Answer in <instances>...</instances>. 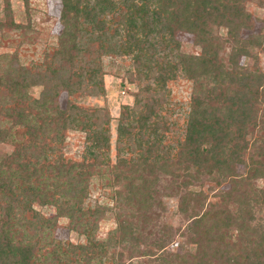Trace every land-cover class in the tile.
Listing matches in <instances>:
<instances>
[{
	"label": "trees",
	"instance_id": "1",
	"mask_svg": "<svg viewBox=\"0 0 264 264\" xmlns=\"http://www.w3.org/2000/svg\"><path fill=\"white\" fill-rule=\"evenodd\" d=\"M59 1L62 29L50 62L25 67L13 55L0 54V144L13 145L12 152L0 156V264H98L92 249L102 252L110 239L93 241L100 212L83 207L90 182L107 181L108 175H113L109 186L123 180L128 199L135 198L142 210L152 180L141 174L167 172L170 166L189 180L215 173L229 183L216 205L221 209L192 223L193 234L206 239L215 234L213 242L196 238L195 250L184 264H264V219L254 214L256 208L264 209V189L251 185L264 178L263 149L253 148L247 162L242 161L249 129L258 125L264 131V121L258 118V107L264 105V73L255 54L264 51V18L263 31L242 39L240 30L251 29L244 0ZM4 4L8 14L6 0ZM1 22L0 30L5 27ZM7 25L16 28L11 21ZM104 25L114 27L110 34ZM220 28L226 31L223 44H231L226 64L218 57L223 44L213 34ZM177 32L194 37L198 55L178 53ZM161 51L169 53L158 56ZM83 55L89 59L83 67L77 63L75 73L73 65ZM104 56H130L137 81L150 76L164 85L176 71L192 81L183 138L175 150L162 147L168 128L154 114L156 105L140 104L136 96L133 108L119 112L115 129L117 154L119 144L126 143L134 156L118 158L116 164L124 171L109 169L108 113L81 108L72 100L82 91L88 96L103 94ZM239 58L253 59L252 69L240 67ZM35 88L36 98L31 94ZM61 92L67 102L59 110ZM66 130L83 133L87 142L77 163L58 155ZM238 165L245 168L244 175L235 171ZM33 204L52 207L54 217L45 219L32 210ZM228 205L235 207V216L228 213ZM58 218L68 221L71 232L86 237V246L61 247L54 238ZM203 220L209 224L201 230L197 225ZM224 229L227 233L222 234Z\"/></svg>",
	"mask_w": 264,
	"mask_h": 264
},
{
	"label": "rangeland",
	"instance_id": "2",
	"mask_svg": "<svg viewBox=\"0 0 264 264\" xmlns=\"http://www.w3.org/2000/svg\"><path fill=\"white\" fill-rule=\"evenodd\" d=\"M6 1L9 7L8 14L4 13L5 0H0V21L5 26L0 30V54L13 55L17 63L25 67L42 64L45 60L50 62L51 55L57 48V37L62 29L59 19L60 1ZM242 5L244 11L250 15L251 23V29L240 30L239 37L244 39L248 35H256L259 31H263L261 19L264 18V0H244ZM10 21L16 25L15 29L7 27L10 26L7 25ZM113 28L108 25L103 26L107 34H110ZM225 33L222 28L213 29L214 36L218 37L222 44ZM193 41L192 35L175 33L174 42L178 45L180 54L198 55L199 48ZM230 46L229 42H225L218 51L219 60L224 64L227 63ZM168 53L161 51L158 56ZM255 54L258 68L264 73V51H257ZM85 55L73 65L75 73H78L77 63L83 67L89 59V56ZM238 62L240 67L252 69L253 59L239 58ZM100 63L103 94L88 96L82 91V94L78 93L72 100L81 108H100L108 113L109 151L106 165L109 169L117 168V172L124 171L125 167L116 164L118 158L126 161L134 156L131 145L127 147L126 143L119 144L120 153L117 154L115 129L119 112L124 107L133 108L136 96L140 104L146 102L149 106L156 105L154 114L162 119L168 128L167 133L164 134L162 147L171 152L175 150L177 142L183 138L190 98L193 95L192 81L178 71L175 72L174 79L165 81L164 85H157L150 76L137 81L136 64L130 56H104L100 58ZM38 93V88L31 91L35 98ZM66 102L67 95L61 92L57 99L58 109L62 110ZM138 109L140 110V107ZM258 118L264 121V105L258 107ZM63 136L59 157L63 161L79 162L87 146L83 133L66 130ZM246 141L248 147L243 152V162H247L253 148L261 147L264 151V131L258 128V125L250 128ZM12 150L13 145L0 144V156L7 155ZM235 171L238 175H244L245 168L238 165ZM141 176L152 180L148 189L150 198L142 210L136 204L135 198L130 196L128 199L123 180L112 186L107 184L108 180L111 182L113 175H108L107 181L95 180L88 186L83 207L100 212L97 216L93 241L102 243L110 239V245L104 246L102 252L99 253L97 248L92 249L93 255L96 254L98 258V264H165L162 261L165 258L171 260L172 264H184L185 260H189V254L191 255L195 250L193 242L196 238L213 242L216 236L213 234L211 236L214 238L206 239L202 234H193L191 227L202 214L221 209V207L216 208V205L221 202L220 194L229 190L227 181H221L215 173L197 174L196 179L189 180L173 166H170L167 172L155 171L152 176L146 173H142ZM186 182L188 185L183 186ZM251 185L257 189H264V178L253 180ZM32 210L45 219L54 217V209L49 206L41 207L33 204ZM227 210L232 216L236 215L233 205H228ZM254 214L256 219L260 218V221H263L264 209L256 208ZM254 223L256 226L258 220L252 222L251 226ZM208 224L207 220H203L197 226L203 230L202 226L207 227ZM120 229L123 231L120 232ZM230 232L235 235L233 228H230ZM225 233L227 232L224 229L222 234ZM54 238L64 249L69 248V245L86 246L88 241L86 237L71 232L68 221L64 218L57 219ZM250 240H253V237ZM179 258H183V262Z\"/></svg>",
	"mask_w": 264,
	"mask_h": 264
}]
</instances>
